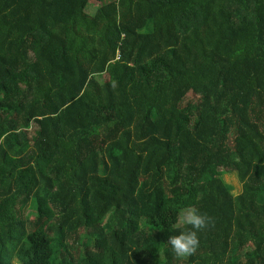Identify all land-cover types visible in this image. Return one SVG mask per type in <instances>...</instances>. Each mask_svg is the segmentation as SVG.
Wrapping results in <instances>:
<instances>
[{
  "label": "trees",
  "instance_id": "obj_1",
  "mask_svg": "<svg viewBox=\"0 0 264 264\" xmlns=\"http://www.w3.org/2000/svg\"><path fill=\"white\" fill-rule=\"evenodd\" d=\"M90 1L0 0V264H264V0Z\"/></svg>",
  "mask_w": 264,
  "mask_h": 264
},
{
  "label": "clouds",
  "instance_id": "obj_2",
  "mask_svg": "<svg viewBox=\"0 0 264 264\" xmlns=\"http://www.w3.org/2000/svg\"><path fill=\"white\" fill-rule=\"evenodd\" d=\"M181 224L191 225L192 228L188 231H180L178 235H170L168 244L183 264L197 252L200 246L198 231L207 229L213 224V221L207 214H201L198 209L188 208L180 213L178 222L173 227L179 228ZM12 264H16L15 258H13Z\"/></svg>",
  "mask_w": 264,
  "mask_h": 264
},
{
  "label": "rangeland",
  "instance_id": "obj_3",
  "mask_svg": "<svg viewBox=\"0 0 264 264\" xmlns=\"http://www.w3.org/2000/svg\"><path fill=\"white\" fill-rule=\"evenodd\" d=\"M97 5H98V2H95L94 0H91L86 6V11L89 12L90 14L94 13ZM105 77H106V75L102 76V78H105ZM2 135H3V132L0 133V138L2 137Z\"/></svg>",
  "mask_w": 264,
  "mask_h": 264
}]
</instances>
